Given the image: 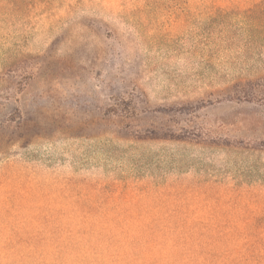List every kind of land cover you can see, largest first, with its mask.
Returning a JSON list of instances; mask_svg holds the SVG:
<instances>
[{"label": "rangeland", "instance_id": "obj_1", "mask_svg": "<svg viewBox=\"0 0 264 264\" xmlns=\"http://www.w3.org/2000/svg\"><path fill=\"white\" fill-rule=\"evenodd\" d=\"M0 264H264V0H0Z\"/></svg>", "mask_w": 264, "mask_h": 264}, {"label": "trees", "instance_id": "obj_2", "mask_svg": "<svg viewBox=\"0 0 264 264\" xmlns=\"http://www.w3.org/2000/svg\"><path fill=\"white\" fill-rule=\"evenodd\" d=\"M124 115H122V117H123Z\"/></svg>", "mask_w": 264, "mask_h": 264}]
</instances>
